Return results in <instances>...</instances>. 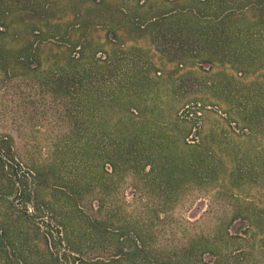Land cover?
Segmentation results:
<instances>
[{
	"label": "rangeland",
	"instance_id": "374dc122",
	"mask_svg": "<svg viewBox=\"0 0 264 264\" xmlns=\"http://www.w3.org/2000/svg\"><path fill=\"white\" fill-rule=\"evenodd\" d=\"M219 1L0 13V181L31 193L1 191L0 210L31 260L53 233L60 264H264V0ZM126 92L164 135L127 141Z\"/></svg>",
	"mask_w": 264,
	"mask_h": 264
},
{
	"label": "trees",
	"instance_id": "16d2710c",
	"mask_svg": "<svg viewBox=\"0 0 264 264\" xmlns=\"http://www.w3.org/2000/svg\"><path fill=\"white\" fill-rule=\"evenodd\" d=\"M22 0H0V13L1 14H6L8 9H11L14 4H21ZM194 2V0H192ZM18 2V3H15ZM198 3L202 6L201 8L204 9L205 11H208L211 17L217 16L220 12L223 10V1L219 0H198ZM33 5V4H31ZM227 11H223L222 13H226ZM168 18V17H167ZM171 19L172 17L169 16ZM153 23L152 25H154ZM156 25V24H155ZM128 92L125 93L123 96V99L125 101V105H127V121L133 122L134 120L131 118L130 115H133L131 110L133 108L136 109V112L138 114H142V110L140 106L135 104L134 101H136L135 95L127 94ZM143 116L140 115L137 118L141 119ZM135 122V121H134ZM135 126L134 128L127 129V133L125 132V137L128 142H138V139H141V142L145 143V138H150L152 137L153 140V135L154 133H159L161 135H164V130L167 128H164L165 126H154L152 128V135L151 132L148 130V125L146 124V120H144L143 123H139V125L135 122L133 123ZM148 131V132H147ZM158 136V135H157ZM160 136V135H159ZM138 145V144H137ZM141 147L143 144L140 145ZM126 147V146H125ZM120 148H123L122 145H120ZM12 147L9 144V141L7 139H2L0 140V170L5 171L6 168H8L9 164L8 162L10 161V158L12 157ZM127 149V148H126ZM14 160V158H12ZM18 182L12 183V186L10 183H3L0 181V193L1 191H6V193H10L11 188L14 190V193L17 197L19 198H25V204L29 201L30 194L28 196L26 195L25 191L22 190V188L17 187ZM9 191V192H7ZM13 193V192H12ZM35 194V191L33 192ZM28 199V200H27ZM27 201V202H26ZM11 205L6 204L4 208L2 207L3 210H0V215L2 218H0V264H36L37 261L38 263H43L46 262V264H60L63 257L66 256V254H63L58 251V248H54V243H52V240L54 239L53 233L50 235L45 236V242H46V252L44 251L43 257L38 256L34 260H31V254H29V249L30 248H25L28 244V240L20 236L19 231L15 229L13 232L12 231V222L9 225V221L13 218L15 215L13 211L11 210ZM27 207V206H26ZM32 210V213L34 214H29V211ZM12 211V212H11ZM10 212V213H9ZM26 217L28 218H33L36 217L40 213V208L37 205L33 204L32 209H26L24 212ZM17 228V226H15ZM11 234V235H10ZM51 237V238H50ZM59 236L58 241L60 243L65 242L66 240L63 238H60ZM4 242H7L6 247L4 246ZM7 246H11V248H8ZM71 252V251H69Z\"/></svg>",
	"mask_w": 264,
	"mask_h": 264
}]
</instances>
